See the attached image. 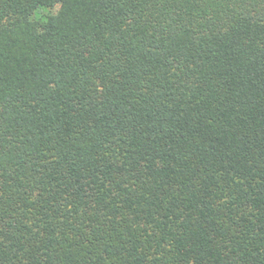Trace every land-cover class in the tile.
<instances>
[{"label": "trees", "instance_id": "1", "mask_svg": "<svg viewBox=\"0 0 264 264\" xmlns=\"http://www.w3.org/2000/svg\"><path fill=\"white\" fill-rule=\"evenodd\" d=\"M0 264H264V0H0Z\"/></svg>", "mask_w": 264, "mask_h": 264}]
</instances>
